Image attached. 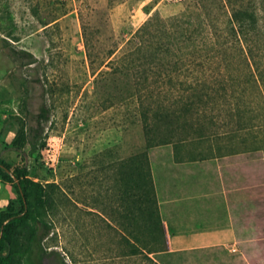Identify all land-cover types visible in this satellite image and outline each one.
Segmentation results:
<instances>
[{"label": "rangeland", "instance_id": "374dc122", "mask_svg": "<svg viewBox=\"0 0 264 264\" xmlns=\"http://www.w3.org/2000/svg\"><path fill=\"white\" fill-rule=\"evenodd\" d=\"M188 7L192 0H0V216L20 207L3 176L18 167L41 183L51 223L23 264H247L259 252L247 190L264 184V152L247 150H264V62L250 67L233 50L200 66L186 54L191 73L179 78L195 88L165 85L164 20ZM151 17L145 46L131 53ZM144 125L187 129L182 141L146 150L167 218L166 249L155 253L120 195L118 163L144 148ZM187 205L205 214L185 229L178 212Z\"/></svg>", "mask_w": 264, "mask_h": 264}, {"label": "trees", "instance_id": "16d2710c", "mask_svg": "<svg viewBox=\"0 0 264 264\" xmlns=\"http://www.w3.org/2000/svg\"><path fill=\"white\" fill-rule=\"evenodd\" d=\"M192 5L193 10L188 7L189 11L164 20L165 85L177 87L181 84L185 85L186 89L195 88L193 83H185L179 78L182 74L188 76L191 73V70L185 69L184 66L183 59L186 54L193 55V59H198V62L200 61L198 65L202 66L206 60L216 57L226 59L238 50L250 67L256 64L259 69L260 64L264 62V0H192ZM155 19L156 17H151L138 28L134 39L135 47L131 53L143 49L145 35ZM189 28L191 31L189 38L186 39L184 32ZM187 40L192 42L193 51L191 52L184 51ZM250 74L255 76L254 70H250ZM259 74L264 79V67ZM190 99L185 104L184 109L187 111L189 110L187 106L194 103L189 101ZM46 111L45 107L41 109L37 115L38 120L44 117ZM165 113V116L170 115L169 110ZM196 118L199 119L200 116ZM172 125L168 126L166 132L164 129L161 132L158 125H144V148L120 159L118 163L121 204L126 206L125 203L130 201L133 206H126V210H129L132 215L136 214L135 217L138 219L141 218L139 226L148 228L151 233V238L146 243L150 253L164 251L167 243L165 242V224L161 216L146 150L156 144L182 141L181 135L185 133L186 136L187 129ZM204 127L207 128V126ZM24 129L25 126L22 124L18 132L22 138H25ZM194 130L203 131L202 127H196ZM229 149L230 154L240 153L232 146ZM256 150L264 152L259 146H253L247 151ZM1 162L6 164L3 160ZM6 165L9 167L8 164ZM3 176L15 184L20 207L6 214L2 213L0 216V264H23V259L31 250L33 242L36 239H44L51 232V223L43 214V187L41 183L28 177L27 172L18 167L13 169L11 174L3 171ZM247 193L254 206L248 209L247 214L254 222L260 246L259 252L248 259V264H264V184L257 182L251 185ZM48 201L50 203V200ZM137 240L141 241L139 237ZM132 252H140V247L136 246ZM150 260L158 264L151 257Z\"/></svg>", "mask_w": 264, "mask_h": 264}, {"label": "crops", "instance_id": "0c3cea01", "mask_svg": "<svg viewBox=\"0 0 264 264\" xmlns=\"http://www.w3.org/2000/svg\"><path fill=\"white\" fill-rule=\"evenodd\" d=\"M203 208H205V207L204 206H199V205H196V206L187 205V206L183 207V209H181V211H182L181 213L178 212L179 216L185 217V221H183V223H182L183 224V227L185 229H187L189 226H191V225L194 224L193 223V220H192L193 219L192 216L198 215V214L199 215H204L205 214L204 213L205 212V209H203ZM160 212H161V210H160ZM161 216H162L163 222L165 224L166 221H167V218L166 217L165 218L163 217L162 212H161ZM217 237L220 238L219 235H217ZM218 251H216L217 252L216 254L222 255V252H220V250H218ZM225 259H226V257H225ZM230 259L233 260L232 257ZM232 260H231V262H233ZM247 264H248V262H247Z\"/></svg>", "mask_w": 264, "mask_h": 264}]
</instances>
